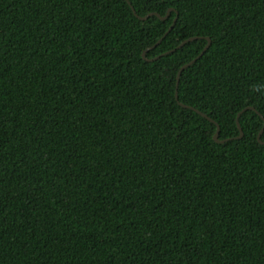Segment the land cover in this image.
<instances>
[{"label":"trees","instance_id":"16d2710c","mask_svg":"<svg viewBox=\"0 0 264 264\" xmlns=\"http://www.w3.org/2000/svg\"><path fill=\"white\" fill-rule=\"evenodd\" d=\"M263 125L264 0H0V264H264Z\"/></svg>","mask_w":264,"mask_h":264},{"label":"water","instance_id":"95a60500","mask_svg":"<svg viewBox=\"0 0 264 264\" xmlns=\"http://www.w3.org/2000/svg\"><path fill=\"white\" fill-rule=\"evenodd\" d=\"M128 4L130 5L129 2H128ZM130 6H131V5H130ZM131 9H132V11L134 12V10H133L132 7H131ZM171 11H172V9H169V10L167 11V13H166L165 16H160V15L157 14V13H150V14H147L146 16H144V17H139V18L142 19V20H145V19H147L148 17L154 15V16H157L160 20H163V21H164V20L167 19V17L169 16V14H170ZM134 13H135V12H134ZM175 21H176V18L173 19L172 24L170 25V27L168 28V30L166 31V33L164 34V36H165V35H166V34L172 29V27H173ZM197 38H198V37H192V38H188V39L184 40L180 45H178V47H177L176 49H178V48H180L181 46H183L186 42L191 41V40H195V39H197ZM160 41H161V39H159L155 45H157ZM206 41H207V43H206L204 49L199 53V55H198L197 57H195L193 60H191L189 63L183 65V66L179 69L178 74H177V77H176L175 99H177V87H178V82H179V74H180V71H181L182 69L186 68L187 66H189L190 64H192L193 62H195V61H196V60H197V59H198V58L204 53V51L208 49V47H209V45H210V39H209V38H206ZM142 57H143L144 59H146V58H145V52H143ZM181 105H182V104H181ZM182 106H183V107H187V108H191V107L186 106V105H182ZM192 109H194V108H192ZM247 109L254 110L253 107H247V108L241 110V111L237 114V116H236V125H237L238 131H239V135L236 137L237 139H240V138L242 137V135H243V133H242V129H241L239 123H238V118H239V116L241 115V113H242L243 111L247 110ZM194 110H195V109H194ZM195 111H197L199 114H201L203 117H205V118H206L207 120H209L210 122L214 123V121H212L210 118H208V117H207L206 115H204L203 113L199 112L198 110H195ZM215 125H216V132H215L214 137H213L214 141L217 142V143H222V142H225L226 140H228V139H226V140H219V139H218V135H219V132H220V128H219V126H218L217 124H215ZM263 130H264V125H263V128H262V129L260 130V132L258 133V136H257L258 139L260 138V136H261ZM259 142H260V140H259ZM260 143H262V142H260Z\"/></svg>","mask_w":264,"mask_h":264}]
</instances>
